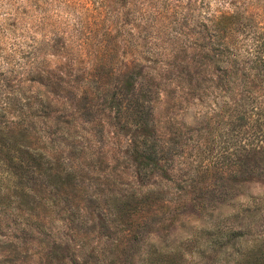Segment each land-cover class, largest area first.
Listing matches in <instances>:
<instances>
[{
	"label": "rangeland",
	"instance_id": "1",
	"mask_svg": "<svg viewBox=\"0 0 264 264\" xmlns=\"http://www.w3.org/2000/svg\"><path fill=\"white\" fill-rule=\"evenodd\" d=\"M90 1L93 7L101 5V0H0V70L13 73V79L21 74L24 77L40 75L38 79L44 86L35 84L31 89L38 87L41 91L59 93L60 96L54 98L55 108L60 109L64 119H72L71 125L75 126L72 129L77 131L81 138L79 142L85 147L82 157L70 148L64 149L63 156L72 153L67 162L74 165L87 156L84 165L95 163V171H99L96 174L90 172L89 165L84 166L83 171H77L82 174V179L76 180L75 192L66 188V194L74 196L75 202L79 203V214L76 212L71 219L64 218L61 222L57 214L53 217L47 214L51 216L53 236L62 237L61 243H52L49 236L31 241L20 237L11 245L0 246V264H150L147 258L152 254L160 256L162 262L156 264H245L249 252L253 254L264 239V209L261 207L256 212H244L236 217L234 211L243 205H251L252 197L264 193V180L225 177V118L214 117L215 112L208 102H201L196 97L195 100L189 98L191 103L188 104L184 101L188 95L175 88L173 96L161 93L159 100L150 104L152 111L148 118L154 129L148 138L153 139L158 151L163 145L162 157L167 162L160 161L152 166L150 161L151 174L144 181L150 183L155 179L168 183V177L174 180L177 161L182 159L192 161L193 165L206 164L211 170L194 175L193 180H188L187 186L180 190L181 194L161 192L148 198L147 202L113 204L112 188L120 189L112 179L117 183L137 180L136 164L124 153L133 141L138 142L141 138L133 134L134 128L126 112L120 113L115 106H108V95L115 90L124 70L114 75L103 74L100 81L92 83V95L98 99H91L89 95L87 105L83 106L75 96L82 87L75 79L82 74L79 71L73 75V71H69L77 67L78 63L72 62L74 59L80 57L84 61V50L81 51L78 45L82 37L81 24L88 22L91 14L86 12V8H92ZM126 1L117 7L120 17L129 22L125 28L132 34H124L128 45L118 38L117 54L127 60L149 56L151 52L163 53L165 41L175 35L177 22L167 19L152 29L144 27L143 30V24L135 29L139 20L128 14V5L130 2L138 10L142 0ZM233 1L197 0L195 15L206 18L212 13L229 10V3ZM259 2L264 6V0ZM193 27L198 32L187 30L189 37L202 41V26L189 24L188 29ZM102 31V28L98 31L100 38ZM153 31H161L156 40L145 37ZM23 38L35 43L34 48L28 47L30 43L24 42ZM184 39L179 36V42L183 43ZM16 48L33 50L36 61L32 63L31 57H27L24 58L27 64H23L24 61L18 63L19 54L14 53ZM169 52L166 50L165 53ZM177 54L171 52L169 55ZM62 70H68L71 75L63 77L59 83L52 73L60 74ZM71 110L74 116L73 113L72 117L66 116ZM219 119L223 120L219 123ZM169 184L174 186L173 181ZM100 207L111 209L114 219L111 223L98 217ZM225 228L236 230L233 241H225L228 234Z\"/></svg>",
	"mask_w": 264,
	"mask_h": 264
},
{
	"label": "trees",
	"instance_id": "2",
	"mask_svg": "<svg viewBox=\"0 0 264 264\" xmlns=\"http://www.w3.org/2000/svg\"><path fill=\"white\" fill-rule=\"evenodd\" d=\"M143 1L138 10L130 2L128 5V14L139 20L135 29L141 24L143 30L144 27L152 29L167 19L177 22L175 35L165 41L163 53L151 52L149 56L127 60L120 58L117 42L120 39L128 45L124 34L131 35L132 32L125 28L129 22L120 17L117 5L122 6L127 1L101 0L98 7H93L90 1L92 8H86V12L91 14L88 22L81 24L82 37L78 45L81 51L84 50V61L80 57L74 59L72 62L78 63L77 67L69 71H73V75L81 71L82 76L77 75L75 83L82 87L75 96L85 106L89 103V95L91 99H98L92 95V83L100 81L103 74L114 75L124 70L115 90L108 95V106L127 113L133 134L141 140L133 141L124 153L136 164L137 180L117 183L112 179L120 189L112 188L113 204L147 202L148 198L161 192L180 193L194 175L211 170L206 164L193 165L192 161L182 159L177 161L174 180L168 177V183L155 179L150 183L144 181L151 174L150 161L152 166L160 161L167 162L162 157L163 145L159 154L156 143L148 138L154 129L148 118L152 111L150 104L159 100L161 93L172 95L175 88L188 95V98L184 97L186 103H191L189 98L195 100L197 97V100L212 105L214 117L225 118V177L264 180V6L259 0H234L229 3V10L200 18L195 15L197 0H187L185 4L182 0ZM189 24L202 26V41L189 37L187 30L198 32L195 27L188 29ZM101 28L102 38L98 37ZM160 32L153 31L145 37L156 40ZM179 36L185 38L183 43L179 42ZM23 39L30 43L28 47L34 48L35 43ZM31 49H14V53L19 54L18 63L27 57H31L32 63L36 61ZM166 50L170 52L166 54ZM171 52L178 54L169 55ZM26 61L23 64H27ZM67 71L52 73V76L60 83L70 74ZM12 75L0 70V246L11 245L20 237L31 241L49 236L52 243H61L62 237L53 236L50 215L57 214L60 222L64 218L71 219L80 206L74 196L66 194V188L75 192L76 180L82 179V174L77 171H83L84 166L89 165L90 172L98 174L99 171H95V163L84 165L87 156L75 165L67 162L72 153L63 156L64 149L70 148L82 157L85 147L79 142L81 138L77 131L72 129L75 128L71 125L72 119H64L60 109L55 108L54 98L59 93L41 91L38 87L31 89L35 84H42L38 79L40 75L24 77L21 74L14 79ZM45 76H49L48 71ZM72 113L74 116L72 110L66 116L72 117ZM172 157H169L170 163ZM172 181L174 186L169 184ZM250 200L251 205H243L234 211L235 217L244 212H256L261 207L264 209V193ZM110 208L100 207L98 217L103 222L114 220ZM37 210H43V215ZM225 231L228 232L225 241H233L236 230L225 228ZM147 261L150 264L162 262L160 256L154 254ZM245 264H264V239L253 254L249 252Z\"/></svg>",
	"mask_w": 264,
	"mask_h": 264
}]
</instances>
